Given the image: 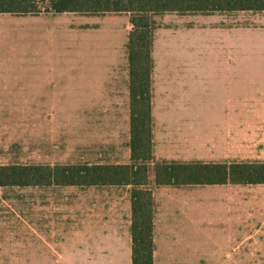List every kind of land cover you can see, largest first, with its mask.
<instances>
[{
  "label": "rangeland",
  "instance_id": "rangeland-1",
  "mask_svg": "<svg viewBox=\"0 0 264 264\" xmlns=\"http://www.w3.org/2000/svg\"><path fill=\"white\" fill-rule=\"evenodd\" d=\"M130 19L125 12L0 13V72L14 70L24 76L6 100L13 108L0 111V165L132 162ZM151 19L153 71L195 70L196 29L211 33L228 27L233 30L232 69L245 72L250 85L244 104L237 103L234 125L205 128L211 142L202 151L196 150L194 126L178 128L177 139L188 142L162 137L158 149L153 134L147 188L152 192L156 185V161H264V11L166 12ZM51 185L56 184L0 186V230H34L39 205L51 192L61 204L69 201L73 230L88 229L89 215L82 206L89 187L110 196L128 190L130 199L124 201L132 209L131 185ZM235 187L237 200L264 199V184ZM152 210L154 222V199Z\"/></svg>",
  "mask_w": 264,
  "mask_h": 264
},
{
  "label": "crops",
  "instance_id": "crops-1",
  "mask_svg": "<svg viewBox=\"0 0 264 264\" xmlns=\"http://www.w3.org/2000/svg\"><path fill=\"white\" fill-rule=\"evenodd\" d=\"M232 36L228 27L211 33L197 28L195 70L152 72L155 148L162 137L188 142L177 139L178 128L194 126L196 150L202 151L211 142L205 128L234 125L237 103L244 104L250 84L245 72L232 69ZM21 75L0 72V111L13 108L6 100ZM203 185H155L154 264H264V199L237 200V184L231 182ZM128 192L84 190V230L70 229L69 201L61 204L51 192L39 205L34 230H0V264H133Z\"/></svg>",
  "mask_w": 264,
  "mask_h": 264
},
{
  "label": "trees",
  "instance_id": "trees-1",
  "mask_svg": "<svg viewBox=\"0 0 264 264\" xmlns=\"http://www.w3.org/2000/svg\"><path fill=\"white\" fill-rule=\"evenodd\" d=\"M264 11V0H0V13L15 15L65 12L129 13L133 30L127 44L131 92V163L0 165V186L8 185H131L133 264H154L153 196L148 165L153 156L151 15L166 12L214 13ZM157 185L263 184L264 161L205 163L156 161Z\"/></svg>",
  "mask_w": 264,
  "mask_h": 264
}]
</instances>
